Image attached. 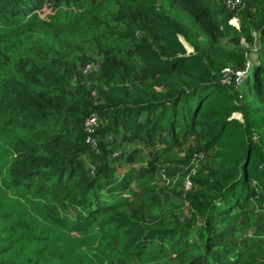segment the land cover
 <instances>
[{
    "label": "trees",
    "instance_id": "obj_1",
    "mask_svg": "<svg viewBox=\"0 0 264 264\" xmlns=\"http://www.w3.org/2000/svg\"><path fill=\"white\" fill-rule=\"evenodd\" d=\"M0 264H264V0H0Z\"/></svg>",
    "mask_w": 264,
    "mask_h": 264
},
{
    "label": "built area",
    "instance_id": "obj_2",
    "mask_svg": "<svg viewBox=\"0 0 264 264\" xmlns=\"http://www.w3.org/2000/svg\"><path fill=\"white\" fill-rule=\"evenodd\" d=\"M229 2V1H228ZM230 6H233L231 4V2L228 3ZM236 21V20H235ZM237 23V22H236ZM227 71L226 72V76L227 74L230 72V69L227 68ZM238 76H239V81H241V78L245 76L246 74V71H238L237 72ZM225 76V77H226ZM227 78V77H226ZM99 126V120H98V116L97 115H92L88 118V120L86 121V127H87V131L89 132L88 133V137H87V141L89 143H91L93 145V147H97V141L96 139L92 136V134H94L96 131H97V128Z\"/></svg>",
    "mask_w": 264,
    "mask_h": 264
},
{
    "label": "rangeland",
    "instance_id": "obj_3",
    "mask_svg": "<svg viewBox=\"0 0 264 264\" xmlns=\"http://www.w3.org/2000/svg\"><path fill=\"white\" fill-rule=\"evenodd\" d=\"M226 3L228 4L229 2H226ZM235 20H236V19L233 20V23L236 24V21H235ZM188 50H189V51H192L191 48H188ZM252 73H253V68L249 69V71H248V76L251 75ZM245 82H246V81H245ZM245 82L241 84V88H242V89L245 88V86H246V83H245ZM237 116L240 117V115H237Z\"/></svg>",
    "mask_w": 264,
    "mask_h": 264
},
{
    "label": "clouds",
    "instance_id": "obj_4",
    "mask_svg": "<svg viewBox=\"0 0 264 264\" xmlns=\"http://www.w3.org/2000/svg\"><path fill=\"white\" fill-rule=\"evenodd\" d=\"M188 48H190V47H188ZM99 120V119H98ZM99 124H100V122H99ZM98 129V128H97ZM89 143V142H88ZM94 148H97V147H94ZM93 170H94V168H93ZM93 170H92V172H93Z\"/></svg>",
    "mask_w": 264,
    "mask_h": 264
}]
</instances>
